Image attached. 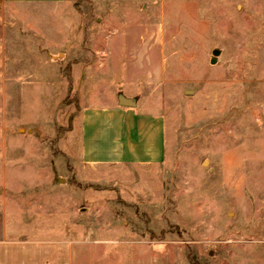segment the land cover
Masks as SVG:
<instances>
[{"label":"rangeland","instance_id":"374dc122","mask_svg":"<svg viewBox=\"0 0 264 264\" xmlns=\"http://www.w3.org/2000/svg\"><path fill=\"white\" fill-rule=\"evenodd\" d=\"M121 96L161 164L83 163ZM0 217L1 264H264V0H0Z\"/></svg>","mask_w":264,"mask_h":264},{"label":"crops","instance_id":"0c3cea01","mask_svg":"<svg viewBox=\"0 0 264 264\" xmlns=\"http://www.w3.org/2000/svg\"><path fill=\"white\" fill-rule=\"evenodd\" d=\"M24 6H49L67 0H5ZM165 123L136 107L115 105L84 113L82 159L87 167L155 166L165 157ZM0 217V258L6 250V233ZM1 264V263H0Z\"/></svg>","mask_w":264,"mask_h":264},{"label":"water","instance_id":"95a60500","mask_svg":"<svg viewBox=\"0 0 264 264\" xmlns=\"http://www.w3.org/2000/svg\"><path fill=\"white\" fill-rule=\"evenodd\" d=\"M219 54H220V51H218V50L214 51V56H218ZM119 105L122 106V107H131V108H133V107L136 106V103H135L134 100L127 99V98L121 96L119 98Z\"/></svg>","mask_w":264,"mask_h":264}]
</instances>
